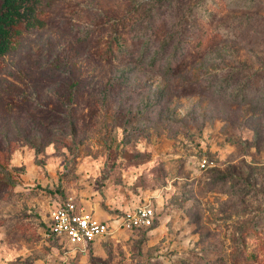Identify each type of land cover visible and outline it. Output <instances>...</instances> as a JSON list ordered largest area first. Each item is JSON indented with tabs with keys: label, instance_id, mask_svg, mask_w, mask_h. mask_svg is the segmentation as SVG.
Instances as JSON below:
<instances>
[{
	"label": "rangeland",
	"instance_id": "374dc122",
	"mask_svg": "<svg viewBox=\"0 0 264 264\" xmlns=\"http://www.w3.org/2000/svg\"><path fill=\"white\" fill-rule=\"evenodd\" d=\"M40 19L0 57V264H264V0H42ZM70 198L113 231L48 236ZM145 204L152 226H116Z\"/></svg>",
	"mask_w": 264,
	"mask_h": 264
},
{
	"label": "built area",
	"instance_id": "2783aa9c",
	"mask_svg": "<svg viewBox=\"0 0 264 264\" xmlns=\"http://www.w3.org/2000/svg\"><path fill=\"white\" fill-rule=\"evenodd\" d=\"M154 218L155 210L151 205H139L122 214L116 226L148 228ZM113 227L109 220L99 218L93 210L70 198L50 210L46 234L86 247L109 235Z\"/></svg>",
	"mask_w": 264,
	"mask_h": 264
},
{
	"label": "trees",
	"instance_id": "16d2710c",
	"mask_svg": "<svg viewBox=\"0 0 264 264\" xmlns=\"http://www.w3.org/2000/svg\"><path fill=\"white\" fill-rule=\"evenodd\" d=\"M42 0H0V57L28 28L42 23Z\"/></svg>",
	"mask_w": 264,
	"mask_h": 264
}]
</instances>
